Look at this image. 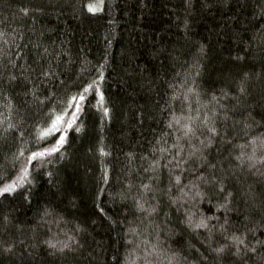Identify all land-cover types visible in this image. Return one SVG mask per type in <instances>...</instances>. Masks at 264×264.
<instances>
[{
  "label": "trees",
  "instance_id": "obj_1",
  "mask_svg": "<svg viewBox=\"0 0 264 264\" xmlns=\"http://www.w3.org/2000/svg\"><path fill=\"white\" fill-rule=\"evenodd\" d=\"M0 28V119L15 125L0 128V187L28 169L0 196V264H264V163L247 162L264 138V0H0ZM73 97L72 127L39 139Z\"/></svg>",
  "mask_w": 264,
  "mask_h": 264
},
{
  "label": "snow or ice",
  "instance_id": "obj_2",
  "mask_svg": "<svg viewBox=\"0 0 264 264\" xmlns=\"http://www.w3.org/2000/svg\"><path fill=\"white\" fill-rule=\"evenodd\" d=\"M100 2H102V0H100ZM99 10H100L99 3H97L95 5L90 4L88 6V11L89 12H97ZM28 11H29L28 9H21V12L24 15H27ZM0 45H4V46H8L9 45V35L6 32V30L3 29V28H0ZM10 47L19 48V44L16 43L15 36L11 37V46ZM8 55H9V53H8V51L5 50V47L0 46V67L3 66L2 65L3 58L8 56ZM17 58H19V56H17ZM9 63L11 64V66L13 68L16 67L15 60L10 59ZM43 75L47 76L48 73L45 72V73H43ZM100 78H101V80L103 79V75L102 74H101ZM10 79L11 80H15L16 77L13 75V76H10ZM95 83L96 82H94V84ZM92 88H93V85H88L87 87L84 88L83 91H84V93H87ZM96 91H97V94L99 95L98 104L103 106V104H104L103 93L99 91L98 87L96 88ZM188 91L192 92V89H189ZM240 91L243 92V88H241ZM84 99H85V96L83 94H81L79 96V101H83ZM213 99H215V97ZM72 100L75 103L68 105L69 108H73V107L75 108V111H73L71 113V119L65 120V116L68 115L67 111H63L62 114L55 115L54 119H51L50 127H47L44 131H42L40 133L39 139H44V138H47V137H49L51 135H54L55 133L61 132L62 131V125H64V124L67 125V128H71L72 127V125L75 123V120L77 118V113H79L81 111V106H80V103L77 102V98L73 97ZM9 108H10V105H9ZM103 110H104L105 116H107L108 109L104 108ZM0 116H3L2 112H0ZM188 119L189 120H193V118H191V117H189ZM210 119H211L210 117L206 116L204 118V120L202 121V124L213 135H218V130L216 129L214 123H213V125L211 127L208 126ZM6 120H7V117H5L4 119H0V128H2V130L4 132H8L9 130L15 128V125L12 124L11 122H8L7 126L3 127ZM193 123H194V120H193ZM193 123H181V119L180 118H174V124L179 126L178 130L182 132L181 139H187L189 137H195L197 129H196V127H193ZM172 126H173V124L170 123L169 127L171 128ZM66 130L67 129H63V131H66ZM76 130L79 131V128H77ZM65 142H66V136L63 135V134L60 135L59 138L56 141V144L52 148L47 149L45 151L33 152L31 154V156L29 157V163L31 161H33V160H37V159L43 158L45 156H51L53 153H56V152L60 151V149L63 147ZM201 143H203V141H201ZM248 144H251V145L255 146V147L252 148V154L247 156V162H249V167H255L256 163H264V156H262L259 160H256V158H255L257 148H260L261 150H264V138L257 137L255 139H251L248 142ZM248 144L239 145V147L245 148V147L248 146ZM161 151H166V150L165 149H161ZM181 151H183L182 148H180L178 150L177 155L172 158L173 160H175V163H176L177 166L181 163V159L177 158L179 156V152H181ZM20 155H23V152H21ZM192 155H195V152H193ZM244 157H245V154L243 152L240 155L235 157V159L240 162L241 166H243V164L246 162ZM184 162H186V161H184ZM169 163H172V160H170ZM157 164H158V162H156V164H153L151 166L152 170H155ZM165 167H167V165H165ZM27 176H28V169H27V167H25V168L22 169V175L18 177L17 181H14L11 184H6L3 187H0V196H3L5 193H11V192L15 191L18 186H21L23 184V182H24V180L26 179ZM199 178L203 179V177H199ZM175 180H176V183L179 184L180 183V176H176ZM144 188H145V190H150V185L145 184ZM197 195H199V193H197ZM140 207H141V210H143V205H140ZM196 227L197 228H207L208 225H207V223L204 220H201L196 225ZM221 228H223V225H221ZM232 242L236 245L237 252H240L241 246L244 247L246 252L247 251H250V252H253V253L256 252V248L255 247H249L247 244H245V239L241 238L240 236H235V235L232 236ZM257 243L259 244V243H262V242L261 241H257ZM48 244H49V247H51L53 249L56 248V244L51 243V242H48ZM64 247H68V245L65 244ZM8 250L10 251L11 249H8ZM59 250L63 251V248H61ZM214 251L217 252V254H219V253H222L224 251V248L221 247V248H218V249H214ZM153 254H155V249H154L153 253H149V255H153ZM171 259L172 258H169V264H171Z\"/></svg>",
  "mask_w": 264,
  "mask_h": 264
}]
</instances>
